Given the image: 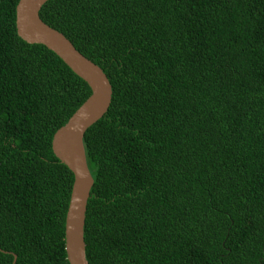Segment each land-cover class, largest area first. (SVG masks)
I'll use <instances>...</instances> for the list:
<instances>
[{"label": "trees", "instance_id": "trees-1", "mask_svg": "<svg viewBox=\"0 0 264 264\" xmlns=\"http://www.w3.org/2000/svg\"><path fill=\"white\" fill-rule=\"evenodd\" d=\"M0 0V264H70L56 131L91 95ZM113 88L85 133L90 264H264V0H48Z\"/></svg>", "mask_w": 264, "mask_h": 264}, {"label": "water", "instance_id": "water-1", "mask_svg": "<svg viewBox=\"0 0 264 264\" xmlns=\"http://www.w3.org/2000/svg\"><path fill=\"white\" fill-rule=\"evenodd\" d=\"M48 0H19L18 33L28 43L44 44L60 56L92 89L91 95L54 134L55 155L74 173L70 205L66 217V250L70 264H90L85 241L88 200L94 185L84 136L86 131L108 111L113 88L102 67L85 56L60 30L47 24L40 16ZM17 256L15 255L14 264Z\"/></svg>", "mask_w": 264, "mask_h": 264}]
</instances>
